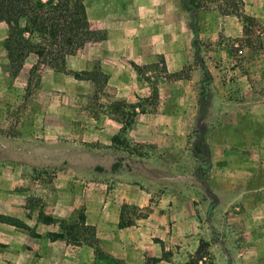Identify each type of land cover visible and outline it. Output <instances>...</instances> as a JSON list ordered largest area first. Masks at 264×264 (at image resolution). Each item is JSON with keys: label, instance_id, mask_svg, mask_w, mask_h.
Returning <instances> with one entry per match:
<instances>
[{"label": "rangeland", "instance_id": "374dc122", "mask_svg": "<svg viewBox=\"0 0 264 264\" xmlns=\"http://www.w3.org/2000/svg\"><path fill=\"white\" fill-rule=\"evenodd\" d=\"M127 2L86 0L103 37L33 74L36 55L12 73L0 21V264H179L193 236L238 264L229 237L262 228L264 178L241 176V158L264 140V0H181L151 26ZM148 36L143 60L123 49ZM130 188L147 203L123 200Z\"/></svg>", "mask_w": 264, "mask_h": 264}, {"label": "trees", "instance_id": "16d2710c", "mask_svg": "<svg viewBox=\"0 0 264 264\" xmlns=\"http://www.w3.org/2000/svg\"><path fill=\"white\" fill-rule=\"evenodd\" d=\"M0 21L8 26L5 44L14 75L31 53L37 61L30 73L41 66L57 70L69 55L103 37L89 19L86 0H0ZM179 264H215L210 242L202 238L195 254Z\"/></svg>", "mask_w": 264, "mask_h": 264}, {"label": "crops", "instance_id": "0c3cea01", "mask_svg": "<svg viewBox=\"0 0 264 264\" xmlns=\"http://www.w3.org/2000/svg\"><path fill=\"white\" fill-rule=\"evenodd\" d=\"M123 1L124 2L128 1L125 5H123L124 6L123 9L129 11L131 18L136 20L138 24H139L140 19H144V21L147 20L146 23L149 26H151L152 24L157 25L156 21L158 19L164 22L165 18H168V19L169 18H180V13H181V10L183 9L181 8V0H123ZM110 2L116 3L117 0H110ZM150 31L151 30L149 28L148 31H143L141 29V30H138L137 32L141 33V35H144V34L151 33ZM156 32L164 33L165 30L161 29V27L159 26L156 29ZM142 40H143L142 43L132 42L130 47L123 48V49L131 48L132 50H134V55L138 57L136 59L140 61L143 60L144 57H148L149 55H152L153 48H154V46L149 44L151 40L149 36ZM142 51H146V54L145 52L142 53ZM30 55H36V54L31 53ZM149 131L150 130H148V132ZM252 145L253 144L251 143L250 140L243 142V150L245 148L247 154H244V155L242 154L243 158H241V162H242V173L243 174H241V176L243 175L244 177H246L245 175L247 174L252 175L253 171L256 170L257 174H254V175H257L258 177L262 176L264 178V140L259 141L258 143V147H259L257 151L258 153H256V151L251 152ZM236 158H238L236 155L228 154L227 160L228 162L235 164ZM251 159H252V164L254 166L253 169H251L252 168L250 164ZM214 160H215V157H214ZM256 166L257 168H255ZM235 168L236 166L231 165L230 167H228V170H235ZM235 177L237 176H234L232 178H235ZM262 181L263 182L262 184H259L258 189H264V179ZM249 184L250 182L248 184L247 182H244L242 185L241 184L236 185L235 180H234V183H232L229 189H254V186L251 184L249 185ZM122 198L123 200L127 202L135 203L138 205H144L148 201L147 199L148 197H146L145 193L139 191L138 188L125 189L122 194ZM258 207H259L258 212H262V218L260 217V221H259V223L261 224L264 222V203L259 204ZM242 213H244L243 216L247 214L246 212H242ZM262 220L263 222H261ZM263 225L262 224L260 225L262 226V228L258 229V232H253V233H251L252 231L246 232L247 234H245L244 237H241L238 239L239 240L238 243L237 241L233 240L230 236L229 241H227L226 243V246L228 247V250H225L226 254L230 258H232L234 262L238 264H264V226ZM136 234L137 235L134 237L136 244L142 245V243L143 244L147 243L151 245V247L148 249L147 254L159 256V253L161 252L162 247L156 248L155 245H152L153 241L151 239L152 236H150V233L139 229ZM234 235L235 233L232 232V236ZM201 239L202 238H197V237L195 238V236H193L191 239L187 240L188 250L190 254H194L196 252ZM247 239L249 240L253 239V241L248 242L246 241ZM208 241L210 242V250L213 256L214 254H217L216 263H215V256H214V263L217 264L218 253L215 250V241L213 240L212 241L208 240ZM111 252H114V251H111ZM140 253H142L141 249H140ZM124 256L127 258L128 264H142L143 254L140 255V260L138 263H133L130 253H126ZM167 258H169V256L159 257V259L155 262V264H167L169 260ZM46 264H50V263H46ZM51 264H56V263H51ZM173 264H177V263L174 262Z\"/></svg>", "mask_w": 264, "mask_h": 264}]
</instances>
